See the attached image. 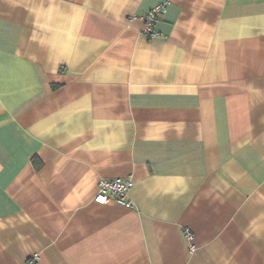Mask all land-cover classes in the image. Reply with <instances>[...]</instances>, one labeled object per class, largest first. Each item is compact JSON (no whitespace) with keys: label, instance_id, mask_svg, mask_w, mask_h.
I'll return each mask as SVG.
<instances>
[{"label":"crops","instance_id":"crops-1","mask_svg":"<svg viewBox=\"0 0 264 264\" xmlns=\"http://www.w3.org/2000/svg\"><path fill=\"white\" fill-rule=\"evenodd\" d=\"M35 255L264 264V0H0V264Z\"/></svg>","mask_w":264,"mask_h":264},{"label":"built area","instance_id":"built-area-1","mask_svg":"<svg viewBox=\"0 0 264 264\" xmlns=\"http://www.w3.org/2000/svg\"><path fill=\"white\" fill-rule=\"evenodd\" d=\"M166 10L165 4H159L150 9L143 15L145 26L143 28V34L149 38H157L161 36V33L155 28V23L158 21L161 14ZM131 187V181L122 177H116L112 179H102L99 183V189L95 195V201L100 204L109 203L115 201L127 207H135V203L129 197V189ZM184 234L189 240H193V233L189 228L184 230ZM195 245H191L193 250ZM38 255L30 257L25 264H37Z\"/></svg>","mask_w":264,"mask_h":264}]
</instances>
